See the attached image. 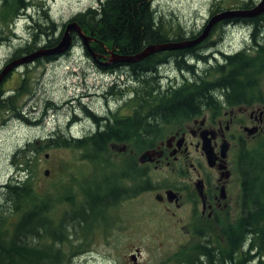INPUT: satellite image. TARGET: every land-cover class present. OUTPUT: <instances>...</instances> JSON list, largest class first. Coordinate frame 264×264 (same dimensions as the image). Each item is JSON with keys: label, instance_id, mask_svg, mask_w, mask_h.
I'll list each match as a JSON object with an SVG mask.
<instances>
[{"label": "trees", "instance_id": "1", "mask_svg": "<svg viewBox=\"0 0 264 264\" xmlns=\"http://www.w3.org/2000/svg\"><path fill=\"white\" fill-rule=\"evenodd\" d=\"M152 1L97 0V7L84 9L62 28L74 21L86 35L92 34L97 41L92 44V50L100 59L109 57L107 50L117 55L132 56L149 45L195 38V32L184 33L178 31L179 27L177 30L167 27L160 15L153 10ZM32 3V0H0V35L3 28L9 32L8 36L0 39V43L7 41L11 45L9 42L18 39L23 42L22 46L15 45L13 54L5 64L38 49L51 48L61 36L59 34L57 38H52L54 24L43 6L40 8L41 19L38 17L35 20L33 14L28 15L31 23L29 38L15 36V21L34 7ZM242 7L253 6L245 3ZM253 26L262 31L264 20ZM262 36L264 37V33ZM262 40L264 42V38ZM262 46L261 50L255 51L254 56L229 59L230 74L225 80L213 81L220 84L222 90H231L232 100L237 96L240 99L242 94L247 98L258 96L261 81L264 80V43ZM84 53L89 57L85 50ZM182 53L184 52L156 53L138 63L129 64L131 72L137 77L152 79V86L146 84L143 89H157L155 102L146 100L141 105L145 104L149 109L156 107L157 110L169 107L175 111L180 106L184 110L194 106L197 98L190 95L186 88L192 90L195 86H184L170 95L159 92L161 81L158 80L157 64L168 57L177 60V57L183 56ZM185 55L191 57L194 52ZM190 62L193 64L192 60ZM101 71L121 72L122 64H115ZM121 78L123 77H117L118 80ZM25 83L26 80H22L19 89L11 96L5 99L0 96V111L15 113V100L19 92H25ZM202 87L208 88V85L204 84ZM240 91L244 93L239 94ZM129 95L131 94L126 92L125 97ZM92 114L94 115L93 112ZM94 128L98 131L93 135L73 142H68L55 133L46 139L44 146L27 144L13 156V165L17 171L24 173V178L14 177L0 186V264H70L73 257L83 250L81 247L84 244H78L82 243L80 238L85 240L89 237L90 226L94 221H105L102 211H111L122 201L135 197L143 190L138 186L143 182L145 171L137 166L133 156L122 158L120 163L114 156L113 149H123L124 146L110 143L122 142V138L127 140L128 137L139 136V133L151 134L148 133L150 128L145 125L133 126L129 119L122 120L118 114L112 116L109 124L98 127L96 123ZM150 146V143H144L143 140L131 144L130 149L138 154ZM52 147L79 151L80 160L91 165L89 174L83 172L87 176L85 181L75 179L73 188L60 186L62 193L59 195L37 191L31 169L34 166L32 155ZM17 156H21L19 161H15ZM238 170L241 178V212L235 224L225 228L226 237L221 252L217 254L202 250L201 256L186 254L182 258L186 260V264H198L199 259L205 260L206 264H264V139L241 152ZM63 205L66 208L59 216L58 208Z\"/></svg>", "mask_w": 264, "mask_h": 264}, {"label": "flooded vegetation", "instance_id": "2", "mask_svg": "<svg viewBox=\"0 0 264 264\" xmlns=\"http://www.w3.org/2000/svg\"><path fill=\"white\" fill-rule=\"evenodd\" d=\"M255 5L257 4L252 3L253 7ZM253 7H231L230 10L224 8L218 12L248 11ZM218 12L208 16L202 28L195 32V37ZM262 20L264 15L223 20L214 26L208 37L198 45L185 50L171 51H183L182 57H177V60L168 57L157 64L158 80L168 83L163 92L166 95L181 90L184 86H195L192 90L186 88L190 95L197 98L194 106L187 110L180 109L181 106L175 111L169 107L157 110L156 107L149 109L145 104L141 105V102L146 100L155 102L157 89L140 88L133 91L137 89V83L146 85V79L133 74L129 64H122L125 86H129L125 94L127 92L131 95L126 97L122 105V115L119 116L122 120L129 119L133 126L149 127L151 131L148 133L151 134L139 133V136L128 137L127 140L122 138V142L110 144L124 146L143 140L144 143L151 144L134 155L124 146L114 156L122 158L133 156L137 166L145 171L143 182L138 186L140 189L143 188L139 194L148 193L153 196L155 203L167 206L170 218L174 222L182 224L178 228L182 236L181 242L175 243L170 250L172 252L174 249L175 252L167 258L172 264H184L186 260H182L183 256L193 253L201 256L202 250L219 254L226 237L227 229H224V225L229 221L235 224L239 218L241 212L239 155L244 149L250 148L253 142L264 138V89L259 90L256 98H247L242 94L240 99L237 96L232 100L231 90H222L220 84L214 82L225 80L230 74L229 59L254 56L255 51L263 48L264 37L261 33L264 28L262 27L260 31L253 26ZM234 38L240 40L236 46L233 45ZM193 52L194 55L191 57L185 55ZM59 58L60 56H51L36 61L47 63ZM190 60L194 63H189ZM4 65L0 67V71ZM93 65L98 72L106 68L94 62ZM183 66L189 68L184 69ZM21 68L22 66L16 68L2 80L1 97L3 84ZM204 84L208 85V88H203ZM144 95L145 98H142ZM134 102L139 104L135 105ZM87 108L83 106L79 113L83 112L92 125L98 123L99 127L101 124L110 123L108 117L95 116ZM15 117L29 124L25 118L19 115ZM74 118L76 119L73 121L58 125L61 130L59 137L73 142L85 139L98 131L93 126V132L89 135L65 136L64 129H70L72 123L80 121L78 116L75 115ZM248 129L254 130V133L249 134ZM142 155L145 157L142 158ZM122 158H118L120 163ZM151 172L153 175L158 174L159 177L151 178ZM133 251L137 257L133 264H138L143 251L139 247ZM133 251L129 253V259L134 255ZM200 262L206 264L205 260L199 259L198 264Z\"/></svg>", "mask_w": 264, "mask_h": 264}, {"label": "rangeland", "instance_id": "3", "mask_svg": "<svg viewBox=\"0 0 264 264\" xmlns=\"http://www.w3.org/2000/svg\"><path fill=\"white\" fill-rule=\"evenodd\" d=\"M32 2L34 7L29 10L30 13L24 12L25 15H21L15 21L13 30L16 37L29 38L31 23L28 21V15L33 14L35 20L38 17L41 19L42 6L54 24L52 38H57L63 32V25L74 15L89 7H97V0H32ZM258 2L261 0H153L152 7L167 27H172L173 30L179 27L178 31L190 33L200 30L211 13ZM2 31L0 39L9 35L6 28ZM72 39V42L74 41L72 49L58 60L41 63L36 59L33 63L22 65V68L15 71L1 88L5 99L19 89L22 80H26L25 92H19L15 100V113L0 111V186L14 177L24 178L23 173L15 169L12 163L13 156L27 144L44 146L49 136L55 133L60 135L61 130L57 125L75 120L76 115L80 121L72 123L70 129L65 128L64 135L82 136L92 133L94 125L87 120L83 112L79 113L83 106L88 107L87 110L93 112L95 116L111 119L114 114L122 115V105L126 100V97L123 100L122 96L125 95V90L129 89V86H125L126 79H122L120 85L110 89L109 83L112 82L107 78L109 72H98L90 57L85 55L78 37L74 34ZM238 41L240 42L238 38H234L233 45L236 46ZM9 43L12 46L8 45L7 41L0 43V67L13 54L15 45L16 47L23 45L19 39ZM111 74L121 73L118 71ZM146 82L147 86L153 84L150 77L146 78ZM167 84L166 81L160 82V93L164 92ZM260 86L264 89V80ZM136 88L133 91L143 89V86L137 83ZM18 115L25 118L29 124L17 119L15 116ZM67 132L71 134H66ZM260 140L262 139L253 142L250 147L257 145ZM124 146L131 150L130 145ZM113 151L114 154L118 152L115 148ZM132 153L137 154L134 151ZM20 158L21 156H17L15 161H19ZM31 158L34 165L31 168L34 183L40 193L59 195L62 193L60 186L73 188L75 179L85 181L86 174L90 173L91 165L81 161L80 152L71 148H44L39 153H34ZM46 170H49L48 176L44 175ZM153 177L159 175L156 173L153 175L151 172V178ZM64 208L65 205L58 208L59 216ZM102 213L105 221H94L90 226L89 237L85 240L80 238L82 243L78 244H84V247H81L83 250L73 257L70 264H133L128 255L136 247L143 251L138 264H172L167 258L175 252L174 249L170 251L175 243L181 242L182 236L178 228L182 224H177L170 218L167 206H160L155 203L153 196L142 193L122 201L111 211L106 209ZM230 224L234 223L229 221L224 225V229Z\"/></svg>", "mask_w": 264, "mask_h": 264}, {"label": "water", "instance_id": "4", "mask_svg": "<svg viewBox=\"0 0 264 264\" xmlns=\"http://www.w3.org/2000/svg\"><path fill=\"white\" fill-rule=\"evenodd\" d=\"M261 15H264V0H261V2H259V4H257L254 9L248 11H227L216 13L208 20L202 32L192 40L149 45L146 46L141 52L132 56L117 55L111 50H107L109 57H104L105 61L103 62L100 61V56L93 52L90 47L91 43L97 42L96 39L93 38L92 34L86 35L76 22H70L64 26V30L61 33V36L59 37V40L55 46L51 48L38 49L31 54L24 55L18 59L12 60L11 62L7 63L0 72V83L6 77V75L11 73L14 69L19 66L33 63L36 59L39 58L63 55L71 48L73 40L72 36L74 34L78 37L81 46L91 57V60L94 63L102 67H109L115 64H135L156 53L171 52L192 48L204 41L208 37L212 28L223 20H229L234 18H255ZM102 46L104 47V45ZM248 133L253 134L254 130L248 129ZM45 157H47V155ZM144 157L145 156L142 155V158ZM48 174L49 171L46 170L44 172V175L48 176ZM136 258V255L130 256L132 262H136Z\"/></svg>", "mask_w": 264, "mask_h": 264}, {"label": "bare ground", "instance_id": "5", "mask_svg": "<svg viewBox=\"0 0 264 264\" xmlns=\"http://www.w3.org/2000/svg\"><path fill=\"white\" fill-rule=\"evenodd\" d=\"M259 4V3H258ZM256 6V5H255ZM255 7H253V8H251V9H254ZM250 9V10H251ZM225 12H227V11H225ZM230 20V19H229ZM74 22V21H73ZM70 23V22H69ZM216 26V25H215ZM92 44V43H91ZM90 47H91V49H92V45H90ZM72 49V47L69 49V50H71ZM84 49V48H83ZM93 51V50H92ZM94 52V51H93ZM66 53H68V51L66 52ZM65 54V53H64ZM62 56V55H61ZM90 57V56H89ZM90 59H91V57H90ZM111 66H113V65H111ZM111 66H109V67H111ZM107 68V67H106Z\"/></svg>", "mask_w": 264, "mask_h": 264}]
</instances>
